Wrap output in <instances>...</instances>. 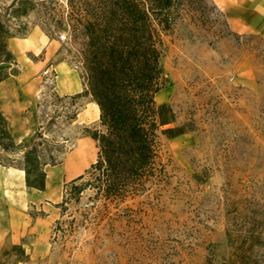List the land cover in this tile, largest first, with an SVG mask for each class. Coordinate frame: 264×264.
<instances>
[{
    "label": "rangeland",
    "instance_id": "1",
    "mask_svg": "<svg viewBox=\"0 0 264 264\" xmlns=\"http://www.w3.org/2000/svg\"><path fill=\"white\" fill-rule=\"evenodd\" d=\"M14 1L0 0L12 35L42 31L81 76L86 40L73 31L66 0L20 18L11 15ZM172 17L155 100L175 114L168 127L185 134L159 136L155 175L137 193L108 196L86 173L65 184L48 248L23 255L7 246L0 264H264V38L231 30L213 0H177ZM52 66L36 98L46 167L88 130L105 131L100 119L76 122L85 109L91 119L99 112L90 97L59 96ZM4 69L19 71L15 56ZM22 154L0 151V161L20 166Z\"/></svg>",
    "mask_w": 264,
    "mask_h": 264
},
{
    "label": "trees",
    "instance_id": "2",
    "mask_svg": "<svg viewBox=\"0 0 264 264\" xmlns=\"http://www.w3.org/2000/svg\"><path fill=\"white\" fill-rule=\"evenodd\" d=\"M53 2L56 0H15L11 15L25 17L37 4ZM66 5L73 31L86 40L81 75L84 91L73 98L90 97L105 128L104 132L87 131L97 143L98 156L86 174L95 176L99 189L108 196L137 193L155 175L159 136L173 139L185 134L182 128L168 127L175 122V114L170 105L155 100L166 83L163 33L172 27L177 0H66ZM11 38L16 36L0 13V83L19 74L4 69L14 60L8 43ZM39 138L36 134L26 143H16L0 112V151L23 153L20 166L1 161L0 165L22 169L27 188L44 191L49 164L42 161ZM84 178L85 174L68 184ZM73 188L81 191L78 186ZM11 247L26 255L22 246ZM5 252L6 248L0 255Z\"/></svg>",
    "mask_w": 264,
    "mask_h": 264
},
{
    "label": "crops",
    "instance_id": "3",
    "mask_svg": "<svg viewBox=\"0 0 264 264\" xmlns=\"http://www.w3.org/2000/svg\"><path fill=\"white\" fill-rule=\"evenodd\" d=\"M213 2L226 15L231 30L264 38V0ZM9 49L20 72L0 83V112L14 141L19 144L28 142L38 131L36 98L50 63H53L55 90L59 96L81 94L84 85L78 71L58 58L57 44L38 29L25 38H11ZM41 55H44L42 59ZM90 103V106L96 105ZM87 112L85 109L80 113L76 122L100 119V113L98 118L91 119ZM92 147L96 151L95 159L90 158L79 172L73 173L71 166L79 151L84 148L91 152ZM97 151V144L91 137L78 138L61 163L46 167L44 191L27 188L22 169L0 165V251L12 245H20L28 252H43L48 248L52 227L59 216L56 206L63 200L64 185L86 173L96 162Z\"/></svg>",
    "mask_w": 264,
    "mask_h": 264
},
{
    "label": "bare ground",
    "instance_id": "4",
    "mask_svg": "<svg viewBox=\"0 0 264 264\" xmlns=\"http://www.w3.org/2000/svg\"><path fill=\"white\" fill-rule=\"evenodd\" d=\"M96 107V112H97V115H98V112H99V108L97 105H95ZM90 157H91V153L88 152V151H85V149H81L79 151V154H78V157L75 159L77 160L74 164V171L77 172L78 170H80L89 160H90ZM73 172V173H75Z\"/></svg>",
    "mask_w": 264,
    "mask_h": 264
},
{
    "label": "built area",
    "instance_id": "5",
    "mask_svg": "<svg viewBox=\"0 0 264 264\" xmlns=\"http://www.w3.org/2000/svg\"><path fill=\"white\" fill-rule=\"evenodd\" d=\"M64 37L62 36L61 39H63Z\"/></svg>",
    "mask_w": 264,
    "mask_h": 264
}]
</instances>
